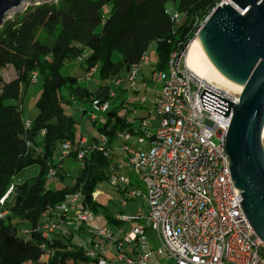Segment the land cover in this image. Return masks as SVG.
I'll use <instances>...</instances> for the list:
<instances>
[{"label":"trees","instance_id":"trees-1","mask_svg":"<svg viewBox=\"0 0 264 264\" xmlns=\"http://www.w3.org/2000/svg\"><path fill=\"white\" fill-rule=\"evenodd\" d=\"M221 1L43 0L3 22L0 69L12 64L17 77L10 81L0 77V205L5 198L2 210L8 211L0 217V264H24L40 259L44 252L51 254L48 264L90 261L85 255L87 249L73 242V223L65 225L69 234L58 230L47 237L42 228L55 217L57 206L70 193L81 192V206L95 214L99 212L102 204L95 193L102 181H109V168L115 161L114 154L109 156L105 151L114 147L121 132L136 131L128 121L131 110L130 99L124 96L127 89L115 82L129 79L133 65L139 63L151 45L156 47L155 70H167L171 54L182 51L194 37L195 27ZM169 2H174V12L167 7ZM175 13L182 18L175 17ZM77 57L82 58L81 65L89 78L97 74L107 83L91 90L80 84L79 77L64 75V65ZM33 72L43 80V91L37 102L38 114L28 127L22 119L21 106L9 101L22 99L34 81ZM142 82L149 84V78ZM64 89L70 98L64 96ZM133 94L140 91L134 89ZM76 100L90 101V111L84 109L82 114H88L95 123L98 119L91 118L93 102L111 101L110 108L102 112L104 122L99 126L100 136L108 138L106 150L93 149L100 137L89 146L80 147L83 137H76L77 122L63 108L64 102ZM138 107L143 105L133 108ZM68 140L74 148L60 161L62 168L56 176L59 183L55 184L52 181L56 177L49 178V171L58 167L59 153ZM79 149L89 150L82 162L77 155ZM73 165L78 166L75 175L71 172ZM67 176L72 181L66 182ZM120 189L125 196L128 187ZM102 213L108 223H122L107 209ZM22 221L30 223V229L23 230L19 226Z\"/></svg>","mask_w":264,"mask_h":264},{"label":"built area","instance_id":"built-area-1","mask_svg":"<svg viewBox=\"0 0 264 264\" xmlns=\"http://www.w3.org/2000/svg\"><path fill=\"white\" fill-rule=\"evenodd\" d=\"M174 16L178 18L179 14ZM204 22L197 27L196 34ZM186 50L171 54L167 70H155L154 63L151 81L156 85V92L152 112L158 117V125L153 129L148 118L142 121L136 130L142 146L137 149L129 143L133 133L121 132L118 136L125 140L121 148L124 151L132 149V152H128L123 163L117 162L114 155L115 161L109 168L112 185L129 187L134 174L146 184V194L133 188L128 197L143 195L148 201L147 216L141 212L134 216L123 215L121 222H129L127 227L123 223L114 225L115 229L101 226L96 214L81 206L82 193L75 192L68 194L66 201L57 206L58 225L52 220L43 225L42 231L47 237L58 230L69 234L64 222L70 225L73 220L67 219V212L79 211L77 217L89 224L93 242L85 252L90 261L81 264H149L155 252L173 258L177 264H264V240L256 233L239 203L243 200L238 194L241 191L234 185L228 164L226 141L232 108L231 114L225 117L205 109L200 98L205 88L238 103L243 89L235 91L200 77L186 65ZM150 63L147 51L139 63L133 65L128 79L132 88L137 86L140 67ZM33 79H37V72H33ZM123 81L119 78L115 83ZM142 86L148 88L149 84L142 82ZM145 101L143 97L142 102ZM110 106V100H95L91 118L98 119V114ZM26 124L30 126V122ZM86 142L87 139L82 138L80 147H86ZM107 142V136L102 134L93 149L104 151ZM73 148L70 140L63 143L58 167L50 168L49 178L57 176V170L62 168L60 161ZM88 152V149H79L77 155L81 162ZM111 153L113 149L105 151L106 155ZM81 166L83 168L84 163ZM4 199L1 200L0 217L8 213L2 210ZM125 199L128 198L122 201L123 206L127 204ZM148 227L158 234L160 246L157 249L146 235ZM126 244L132 247L133 253L127 252ZM117 250L118 255H115Z\"/></svg>","mask_w":264,"mask_h":264},{"label":"water","instance_id":"water-1","mask_svg":"<svg viewBox=\"0 0 264 264\" xmlns=\"http://www.w3.org/2000/svg\"><path fill=\"white\" fill-rule=\"evenodd\" d=\"M28 0H0V26ZM38 1V0H33ZM204 50L229 80L243 86L238 103L204 88L205 109L231 114L226 152L239 202L264 240V0H226L208 15L200 31Z\"/></svg>","mask_w":264,"mask_h":264},{"label":"rangeland","instance_id":"rangeland-1","mask_svg":"<svg viewBox=\"0 0 264 264\" xmlns=\"http://www.w3.org/2000/svg\"><path fill=\"white\" fill-rule=\"evenodd\" d=\"M43 0H38V1H33V0H28L25 1L22 5L19 7H16L12 9L8 14L4 22L8 19H13L17 15L23 13L27 7L33 4H37ZM52 1V0H49ZM175 4L174 2H169L167 7L171 12L173 11ZM179 19L182 18L181 15L178 16ZM203 23V22H202ZM200 23L199 26L202 24ZM198 25L195 27L194 31V37L190 42H186L185 50L189 49V46L192 41L198 39L196 30L199 27ZM182 49V50H183ZM186 50V53L188 52ZM148 53L150 56L151 63L149 65H142L140 67V74L138 75L136 81H138L136 88H132L131 85H129L128 80L123 81L122 85L127 89V92L125 93V97L130 99V103L128 107L131 111H128V118L129 120L131 119V122L133 123L134 127L136 130H139L142 121L144 118H149L151 119L152 122H155L156 115L154 112H152L154 108V102H155V92H156V85H154L151 81V71L154 69V62L156 61V47L155 45H151L148 49ZM119 55H115V59H118ZM185 58V55L183 56ZM82 58L77 57L74 58L71 61H68L64 67L62 68V73L64 75H74L79 77L80 84L83 86H86L90 88L91 90H96L100 85L106 84L107 81L101 80L97 74H95L93 77L89 78L87 76V72L84 69V67L81 65ZM180 64L183 66V60H181ZM124 75H127L126 71H123ZM144 73L146 78H149V86L143 87L142 86V76L141 74ZM0 77L1 79H4L5 81H10L14 78L17 77V71L15 69V66L12 64L6 65L4 68L0 69ZM125 77V76H124ZM217 83V82H216ZM137 89L140 91V94H133V90ZM43 91V80L41 78H37L36 80L32 81L26 90L23 93L22 99L20 101H9L11 103H16L21 106L20 110L22 113V119L25 123H28L32 121L38 114V108H37V102L38 99ZM63 94L66 98H70V93L68 90L64 89ZM145 97L146 101L145 103L142 102V98ZM143 105V107H138L134 109V105ZM63 108L65 110V113L69 116H72L76 120V137L79 138L81 136H86L87 142L85 143V146H89L91 141L96 138L100 137V130L99 126H101L104 122V113H99L98 114V122H93L88 114L83 116V110L86 109L90 111L91 109V103L90 101H82V100H76L73 103H63ZM125 110V109H124ZM126 111V110H125ZM89 113V112H88ZM153 131V130H152ZM138 132L135 131L133 135L131 136V141L130 146L135 147L136 149L141 147L142 145L138 143ZM89 141V143H88ZM125 142L124 137H120L119 141L114 145L113 153L115 154V158L117 162H121V155L123 154H128V152L131 151H125L121 148V145ZM263 145H264V138H263ZM123 163V162H122ZM71 172L73 175H75L78 166L73 165L72 166ZM59 177V176H58ZM59 178H55L54 182L55 184L59 183ZM72 181L71 176H67L66 182ZM132 182L133 184L128 187V191L126 192L125 196L123 193L120 191L121 187L125 188L124 184L121 185H112L109 181H102L98 185V191L95 193L96 194V199L98 202L102 204L101 207H99V212L96 213L97 217V222L101 226H109L111 229H115L114 225L111 223H108V221L105 218V215L102 213L104 209H107L111 214H113L115 217L118 219H122L123 215L126 216H134L137 213L141 212L143 216H147L149 208H148V201L146 198H144L143 195H139L134 197L133 199H125L126 200V206L122 205V201L124 200V197L129 196V191L132 190L133 188L135 189H140L142 193L146 194L147 193V186L144 182L140 181L138 174L132 175ZM127 188V187H126ZM12 203L8 204V210L11 211ZM79 213V211L77 212ZM77 213H74L72 211L67 212V217L70 220H73V224L71 225L72 229L74 228L75 232L74 235V240L73 242L84 246L87 250L91 248L92 246V231L89 227V224L83 221H80L77 217ZM59 214H62V211H59ZM64 217H62L63 219ZM65 219V218H64ZM60 220L59 215L56 213L55 217L52 218V221L54 224H57ZM135 222V221H134ZM137 222V221H136ZM124 226H129V222H122ZM58 225V224H57ZM66 225V222H64V226ZM19 226L23 230L30 229V223L27 221H22L19 223ZM74 226V227H73ZM83 226V229L80 230V227ZM80 230V231H79ZM146 235L148 236L149 240L153 244L154 248L157 249L160 246V241L158 238V234L155 230H153L151 227H148L146 230ZM105 243V241H104ZM129 245L126 244L125 248H127ZM124 248V247H123ZM129 248V247H128ZM128 248L126 249L127 252L132 251V247L130 246L129 250ZM52 253V252H51ZM155 252L152 254V256L149 259V264H177L175 260L171 257L163 256V255H158ZM50 253L49 252H44L40 259L38 260H28L24 262V264H48V261L50 259ZM115 255H118V250L116 251ZM64 264H75L74 262H66ZM131 264H137L131 263Z\"/></svg>","mask_w":264,"mask_h":264},{"label":"bare ground","instance_id":"bare-ground-1","mask_svg":"<svg viewBox=\"0 0 264 264\" xmlns=\"http://www.w3.org/2000/svg\"><path fill=\"white\" fill-rule=\"evenodd\" d=\"M187 51L186 65L200 77L215 81L218 84L235 91H241L243 89L242 85L229 80L215 67L207 56L200 37L191 42ZM262 137L264 138V130Z\"/></svg>","mask_w":264,"mask_h":264},{"label":"crops","instance_id":"crops-1","mask_svg":"<svg viewBox=\"0 0 264 264\" xmlns=\"http://www.w3.org/2000/svg\"><path fill=\"white\" fill-rule=\"evenodd\" d=\"M152 71H153V70H152ZM152 71H151V72H152ZM141 76H142V80H143L144 78H146V76L144 75V73H142ZM121 85H122V84H121ZM123 87H124V86H123ZM154 98H155V97H154ZM154 103H155V102H154ZM155 115H156V114H155ZM156 118H157V119L155 120V122H152V123H153V129L156 128V126L158 125V117L156 116ZM144 119H146V118H144ZM148 119H149V118H148ZM149 120L151 121V119H149ZM128 121L131 122V119L128 120ZM131 123H132V122H131ZM82 137H83V136H82ZM83 138L87 139L86 136H84ZM119 139H120V138H119ZM119 139H118V140H119ZM92 141H95V140L93 139ZM95 142H96V141H95ZM95 142H93V144H94ZM88 143H89V141H88ZM124 152H125V151H124ZM113 154H114V153H113ZM114 155H115V154H114ZM114 157H115V156H114ZM125 157H126V154L121 155V160H120V161L123 162L124 159H125ZM127 248H128V247H127ZM127 248H126V249H127ZM128 250H129V248H128Z\"/></svg>","mask_w":264,"mask_h":264}]
</instances>
